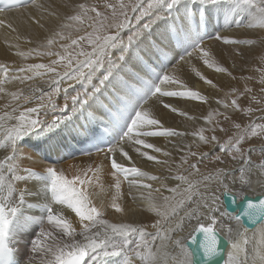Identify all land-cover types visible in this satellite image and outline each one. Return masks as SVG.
Segmentation results:
<instances>
[{
  "label": "snow or ice",
  "instance_id": "1",
  "mask_svg": "<svg viewBox=\"0 0 264 264\" xmlns=\"http://www.w3.org/2000/svg\"><path fill=\"white\" fill-rule=\"evenodd\" d=\"M177 2L178 0H169L167 7H171ZM212 2H215V0H212ZM232 2L237 6L241 4L251 5L257 9L256 12L258 15L264 17V0H259L258 4L256 0H232ZM161 3H163V0H147V6L145 7L143 0H135L131 4V12L137 23L135 24L136 30L130 31L132 34L127 36L126 42L121 38V32L124 29H132L133 27L128 14V4L123 2L114 4L109 3L108 0H104L103 8L105 10H111L110 14H106L105 11L97 10V4L88 6L81 3L75 9L78 14L69 17V19L79 21L81 25L87 23L91 31H85L84 35L76 39H71L70 44H61L60 47L64 51L63 55L51 51V46L54 44L53 39L47 40L49 50L46 52H40L34 49L30 50V52L35 51L38 56L47 55L51 57L56 55L60 59H53L47 65L43 63L29 64L27 68H19L18 72H31L32 75H16L6 77V79L24 81L25 79L32 80L34 76L43 77L46 74H51L53 79L46 81V83H50L53 90L43 93L40 88H33L28 94H24L23 91L11 93V102L16 104V107L11 108L12 113L18 111L21 103L27 104L32 100H37L38 104L37 107L27 108L25 112H20L19 116L15 117V120L18 122L8 129L7 138L10 141V145L6 146L11 148L12 154L11 156H5L4 160L11 161L16 159L23 152L19 148V140L24 136L36 130H40L41 132L51 131L64 122L66 116L54 117L50 122L48 120L27 118L28 114L38 112L40 109L51 108L55 110L57 108L56 98L61 93L60 84L63 81H72L74 84L81 83L83 85V91L71 96V108L69 110L67 104L68 90L64 89L65 105L60 108L61 113L71 115L86 111L95 119V114L92 112L94 106L98 109H104L119 104H130L132 101L129 97V89L134 88L133 85H136L140 80L139 74L134 68L129 69L127 76L117 74L113 81L109 82L106 86L105 81L112 75L113 70L119 63V59L123 58L120 57L118 60L112 61L110 51L121 44L127 46L140 37L143 30L147 29L155 19L159 18V14L153 15V11ZM20 5L21 0H8L4 7L0 8V13H4L8 8L18 7ZM145 19L148 20L147 23L142 22ZM0 25H5L3 19H0ZM6 26L12 28L11 22H8ZM43 26V24H40L41 28ZM63 27L67 28L68 26ZM111 28L116 29L115 34H106ZM12 30L15 31L14 28ZM79 30L78 28L77 31ZM56 35H59V33ZM60 38L69 39L70 37L61 36ZM215 39L217 41H223L225 45L252 43L250 40H235L220 35L216 36ZM84 44L90 48V51L84 50ZM30 52L19 54L28 56ZM194 55H199L203 63L209 67L215 64V61L211 59L209 52L202 44L197 45L187 54L188 57H193ZM61 62H66L62 65L65 70L59 72L57 71L56 65ZM41 69L44 71H39ZM101 69L105 70L104 76L100 77L95 84H92L93 77ZM192 71L195 72L197 77L204 79L200 72L194 68ZM216 71L226 72L227 69L217 67ZM0 72L7 73V66L0 64ZM3 82V80H0V85ZM166 82L169 84L178 83L179 77L174 79L172 76L164 74L153 91L136 107L134 118L128 125L126 132L115 144L106 148L104 153L105 159H110L111 161L112 176L115 178L114 187L117 193H119L121 188V176L127 181L130 188L138 187L150 190L152 187L151 184L143 183V180L140 178L149 181H160L161 187L167 188V185L164 184L161 177L156 175L150 176L136 166L126 167L123 162L124 160L131 161L132 157L130 152L133 150L136 154L147 158L149 161H157L156 155H150L148 151H142V148L151 149L155 153H161L162 148L155 146L153 143H149L145 138L180 135L174 129L164 127L161 119L152 117L149 109L145 105L149 101H152L153 97H155V100L152 103L157 110L161 108L170 109L172 113L177 112V109L165 102L167 98L186 97L197 101L205 100V97L199 92L190 89L184 91L162 90L161 85ZM262 82H264V76H262ZM207 83L212 84V81L208 80ZM89 86L91 87L89 88ZM105 86L110 89V94L103 99L96 97L93 103L90 104L89 101L92 97ZM4 91L5 89L0 86V92ZM248 91H251V89L246 88L245 93ZM235 92L236 89H233V93ZM36 93H40V95L37 96L35 95ZM252 99L255 100L256 98L253 97ZM218 102L222 103V101ZM10 107L11 104L4 105V111L0 115V121H11L14 119L8 111ZM224 107L226 109L231 107L233 110L239 109L236 99H233L230 105L225 104ZM248 111L250 112L251 109ZM180 115L183 116L186 113L181 112ZM225 119H228V117L225 116ZM235 127L239 128L240 125L237 124ZM149 128L153 130H148ZM209 130L212 132L216 131L215 127ZM257 130L260 133H264V124H255L252 126L251 134L253 136L257 135ZM76 131L79 132L80 130L76 129ZM243 138L241 136L240 139L236 140L235 144L229 142L227 148L223 144L219 145L221 152L228 151L229 149L233 150L230 153L231 159L235 162L233 167H219L203 173L200 172L197 164L189 163V157L199 155L203 158L207 153H197L189 147L188 151L181 156V164L187 165V169L191 171L186 176L177 175L173 177V179L181 183L176 187L168 189L172 195L162 196L161 203H153L151 192L149 191V209L155 212L158 217L151 225L153 231H148L144 225L133 223L109 224L107 220L99 219L101 212L97 207L92 205V202L85 194L84 188L77 186V181L80 185H84L86 181L81 180L78 176L73 179H67L63 172H58L53 167L48 166L45 170L48 176L46 188L50 190L51 200L44 204L47 209V224L41 228L38 236L32 241L31 253L33 255L28 257L27 264H36V256L41 253L44 256L50 255L52 258L47 260L41 259L40 264H92V261L97 256L116 254L121 251H123L125 256L124 264H197V253L188 249L183 238L176 235L183 230L186 223L191 224L192 221H195L193 233H202L207 241L206 244L200 243L205 260H207V257L216 253L218 240L213 226L220 223L221 230L225 233V239L230 245L227 258L224 259L223 264H264V193L257 195L253 202L247 205L242 215L253 226L251 235H249L248 228L241 223V215L228 216L226 211L220 212L221 218L227 217L229 221L235 220V224L231 222L222 223L215 215L216 212H219V208L216 207L217 197L214 195V185H224L226 187L225 181L230 180L234 184L239 183L241 188L249 187L253 182L254 175L257 177L258 182L264 181V161L258 162L255 165L253 164L250 154L254 149L249 148L247 152L242 151L240 144ZM73 139H75V136H73ZM199 140L204 144H208L217 141V137L212 135L209 138L204 135V129H201ZM260 151L264 152V147ZM23 153L24 160H30L32 158L28 153ZM163 155L167 157L170 156V153L163 152ZM214 159L221 161L220 156H216ZM4 160H0V167L3 166ZM159 162L167 163V161ZM15 171L16 168L9 165L8 172L11 174ZM24 172L27 175H13L12 179L15 181H27L33 177L39 178L37 171H33L31 168H25ZM237 172L239 175H237ZM3 183L4 176L0 175V185H3ZM13 195V185L9 183L7 185V195L4 196V200H8ZM141 195H143V191ZM241 196H244V194L241 193ZM23 197V193H21L20 202L23 201ZM54 204L66 205V209L64 210H71L79 218V230L73 228L72 223L59 213L54 214ZM111 207L117 213L123 211L121 204L117 203V196H112ZM161 209L163 210L161 211ZM15 211V207L6 209L5 205L0 203V250L4 249V239L7 235L10 222L9 213H14ZM202 221H207V224L205 225ZM257 225H261V227L257 228ZM49 227L52 228L51 231H48ZM57 230L58 233L54 236L53 233H56ZM129 235L137 237L132 241L131 247L128 246L129 240L127 238ZM117 236L122 238L119 242L113 240ZM45 237L51 240L52 244L44 243ZM64 237H67L68 240L65 241L63 239ZM192 239L195 241V235L192 236ZM86 255L89 257L88 260H85Z\"/></svg>",
  "mask_w": 264,
  "mask_h": 264
},
{
  "label": "bare ground",
  "instance_id": "2",
  "mask_svg": "<svg viewBox=\"0 0 264 264\" xmlns=\"http://www.w3.org/2000/svg\"><path fill=\"white\" fill-rule=\"evenodd\" d=\"M86 1L87 0H34L27 6L21 7V9L0 13V19L5 21V25H0V64H4L9 68V72L7 73L0 72V80L4 81L0 86L5 89L4 92H0V115L3 114L4 105L11 104L8 111L10 115L14 117L11 121H0V160H2V157L6 154L11 153V148L6 146L10 145V141L7 138L8 129L18 122L15 120V117H18L20 112H25L27 108L37 107L38 104L37 100H32L27 104L21 103L18 111L12 113L11 108L16 107V104L11 102V93L23 91L24 94H28L33 88H40L43 93L53 90L51 84L46 83V81H51L52 78L39 80L29 85L26 83V79L24 81L6 79L4 78L5 75L7 77L32 75L31 72L19 73L18 69L22 67L27 68L29 64H47L49 62L51 63L53 59L59 60V56H38L35 51L30 52V50L34 49L36 51L46 52L49 50L47 40L53 39L54 44L51 46V51L60 53V45L67 41L60 37L64 35L71 39L78 34L77 23L69 19V17L77 15L75 10L76 6L81 3H86ZM258 3L259 1H257V4ZM168 4L169 0H165L153 11V15L159 14V18L154 21L156 22L159 20V25L155 26L154 22L151 23L147 29L143 30L140 37L135 39L132 43L127 46L121 44L116 47V50L111 54V60L116 61L120 57L123 58L119 59V63L113 70L112 75L105 81V85L107 86L109 82L113 81L117 74L127 76L128 70L132 68L138 70L142 74V68L139 63V56L142 55L154 63L159 69L156 74H146L147 82L143 88L147 87L149 90H145L141 97L131 99L132 108L126 115H130L132 111L136 110V107L153 91L164 74H168L174 79L179 77V82L171 84L166 82L161 85L162 90L184 91L190 89L199 92L205 97L203 101L192 100L186 97L167 98L165 102L177 109L175 113H172L170 109L161 108L157 110L152 103L155 97L145 105L153 118L161 119L164 127H170L180 133V135L145 138L149 143H153L155 146L162 148L161 153H155L151 149L142 148V151H148L150 155H156L157 161H149L147 158L136 154L133 150L130 152L132 157L131 161L124 160L123 162L126 167L136 166L150 176L156 175L161 177L164 184L167 185V188H162L160 181H149L144 178L140 179L143 180V183L145 181V183L151 184L152 187L150 190L138 187L130 188L127 181L120 177L121 188L119 193H117L114 187L115 178L112 176V171L109 168V163L111 161L110 159H105V154L70 157L66 150L57 149L59 143H62V138L64 136H79L81 134V128L86 122L85 115L79 112L71 115L60 112V108L65 105L64 86L60 85L61 93L56 98L57 108L55 110L51 108L40 109L38 112L27 115L29 119H42L48 120L49 122L55 116H66L64 122L59 126V131L57 128L48 132L36 130L24 136L22 141H19V148L23 152L28 153L32 158L30 160H24V153L21 152V155H18L16 159L8 162L6 167H0V175L4 176V183L0 185V193L7 209L14 206H18L19 208L22 206L25 208H33L29 213L25 212L18 215L19 219L16 232L18 237L13 239L16 247V264L19 262L20 264H27L28 257L33 255L31 253L32 241L38 236L41 228L47 224V210L43 202L51 200L50 192H46L45 180L42 179V181L36 177L27 181H15L12 179L13 175H27V173L24 172L26 167L37 165L47 168L51 166L56 168L58 172H63L67 179H73L78 176L81 180H85L86 183L80 185L77 181V186L84 188L85 194L92 202V205L97 207L101 212L99 219L107 220L109 224L133 223L144 225L147 227L148 231H153L151 225L158 217L155 212L149 209V191L151 192L153 203H161L162 196L172 195L168 189L176 187L181 183L173 179V177L177 175H188L185 174V171L188 170L187 165L181 164V156L188 151L189 147L192 151L199 153L212 150L216 152L215 141L204 144L199 140L200 130L204 129V135H206L209 129L216 126V121L214 119L216 112L221 113L224 117L236 115L238 110H233L231 107L226 109L224 107V102L235 98L239 90L233 93L230 88L242 84L240 76L247 71L246 64H248V60L259 53V46L264 48V27L255 26L258 24V21L262 19H259L255 7L244 4L237 6L232 0H215V2H212V0H180L171 7H167ZM190 14H205V16L208 17L209 34L212 35V38L205 40L199 30H190L187 20ZM37 21H39V23H37ZM8 22H11L12 28H14L15 31L6 26ZM142 22L147 23L148 20L146 19ZM40 24L44 26L41 28ZM63 26L68 27L65 28ZM172 26L179 32L181 41L178 46L172 43L170 37V27ZM135 30V27L126 29L122 33L121 38L126 42L127 36L132 34L130 31ZM57 33H59V35H56ZM218 35L226 36L229 39L250 40L254 42L225 45L223 41H217L215 39ZM198 40H200V44L209 52L211 59L215 61L212 67L205 65L199 55H194L193 57L187 56V54L197 46L196 42ZM29 52L30 54L28 56L19 54ZM159 53L166 56L167 63L165 65L156 61V57ZM182 57L184 58L181 60ZM217 67L226 68V74L224 75L222 72H217ZM193 68L200 72L204 79L197 77L195 72L192 71ZM162 73L164 74L162 75ZM229 73H231V75H229ZM104 74V69L98 71L96 76L93 77L92 84H95ZM208 80H211L212 84L207 83ZM136 85H140L139 81ZM213 85H215V87H213ZM73 86L74 85H72L71 88ZM106 86L102 87L100 91L92 97L89 101L90 104L93 103L96 97L103 99L110 94V89ZM74 87V92H69L70 90L67 91V104L69 110L71 108V96L75 95L77 92L83 91V85L81 83L76 84ZM90 87L91 86H89V88ZM35 95L39 96L40 93H36ZM218 101H222V103ZM92 112L102 119L104 118L101 109L94 106ZM181 112L186 113V115H180ZM68 117H70V121H68ZM76 129L80 131L77 132ZM148 130L153 129L149 128ZM57 139H59L58 142H55ZM35 142L39 143L35 144ZM27 144H30L41 153L29 150ZM47 145L53 148L51 153L56 159V164L54 165L47 164L42 159L43 155L46 154L42 152ZM262 147L264 146L257 148ZM163 152H169L170 156H164ZM159 161H167V163H160ZM252 161L254 165L258 163L253 159ZM118 162L120 161L118 160ZM3 165H5V163H3ZM9 165L16 168L14 173L10 174L8 172ZM9 183L13 185L14 195L9 197L8 200H4V196L7 195V185ZM225 184L227 185L226 187L224 185H214V195L217 197L216 207L219 208V212H216L215 215L222 223L231 222L235 224V220L229 221L227 217H220V212H224L222 209L223 205L218 201L222 189H227L239 196H241V193L255 195L264 193V181L258 182L257 177L254 175L253 182L249 187L241 188L240 184L237 186L236 183L234 184L230 180L225 181ZM238 187L241 188V190H238ZM142 191L143 195H141ZM21 193H23L24 197L22 204L19 205L18 202L20 201ZM112 196H117V203L121 204L123 209L122 212L117 213L115 209L111 207ZM35 204H38L37 209L34 207ZM64 209H66V205L60 209V213H64ZM162 210L163 209H161V211ZM227 215L233 216L232 214ZM63 217L72 223L73 228L79 230V218L76 217L71 210H67V213L63 215ZM202 223L206 225L207 221H202ZM194 226L195 221H192L191 224L186 223L183 230L176 235L182 237L185 241ZM213 227L224 233L221 230L220 223ZM260 227L261 225H257V228ZM51 230L52 228L49 227L48 231ZM252 231L253 229L249 230V235L252 234ZM57 233L58 230L56 233H53V235L56 236ZM136 238L137 237H134V235H129L127 238L129 240V247H131L132 241ZM63 239L65 241L68 240L67 237ZM121 239L122 238L119 236L113 238L115 242H119ZM173 239H175V237H173ZM44 243L52 244V241L45 237ZM157 243H159V241H157ZM229 248L230 245L226 250V258ZM121 254L124 255L123 251L115 255L119 256ZM102 256L103 255L97 256L92 263L97 261L98 257ZM50 258H52L50 255L44 256V254L41 253L36 256V264H40L41 259L47 260ZM88 259L89 257L87 256V260Z\"/></svg>",
  "mask_w": 264,
  "mask_h": 264
},
{
  "label": "rangeland",
  "instance_id": "3",
  "mask_svg": "<svg viewBox=\"0 0 264 264\" xmlns=\"http://www.w3.org/2000/svg\"><path fill=\"white\" fill-rule=\"evenodd\" d=\"M164 1L165 0H163V2ZM257 1L259 0H256V2ZM103 2L104 0H87L86 3L84 4L88 6H91L92 4H97L98 11H105L106 14H110L111 12L110 9L105 10L103 8ZM108 2L114 3V4H119L123 2L125 4H128L129 5V9H128L129 17L131 18L133 27H136L135 24L137 22L135 21L134 16L132 15V12H131V4L134 3L135 0H108ZM143 2L146 7L147 0H143ZM258 17L259 19H262V20L258 21V24H256L255 26L264 27V23H262V21H264V17L261 18L260 15H258ZM121 19H123V17H121ZM74 21L77 23V29L79 28L80 30L78 31L77 36L71 39H76L77 37L84 35L85 31H91V29L88 28L87 23H85L84 25H81L79 21H76V20ZM159 24H160L159 20L154 22L155 26ZM125 30L126 29L122 30L121 35ZM115 32H116V29L111 28L106 32V34H115ZM64 37H67V36H64ZM71 39H65L67 41L63 42V44H70ZM83 47H84V50L90 51V48L86 44H84ZM114 50H116V47L111 49L110 57H111V54H113ZM60 54L61 55L64 54V51L62 48L60 50ZM63 63L64 62H61L60 64L56 65L57 71L62 72L65 70L64 67L62 66ZM47 64H50V62ZM246 69L247 71L244 72L242 76H240V80L242 81V84L235 85L234 87L230 88L232 92H233V89H236V91L239 90L237 95H235V98H234L237 100V103L239 105V109L236 115H233V116L228 115L227 116L228 119H225V117L221 113L216 112L214 116V119L216 121V126L214 127L216 131L212 132L209 130V132H206V136H208L209 138L212 135H215L217 137V141H215L216 152H214L213 150L203 151L207 153V155L204 156L203 158H201L199 155L194 156V157L190 156V159H189L190 163L197 164L200 172L202 173L211 171L219 167H228V168L233 167L235 162L231 159V156H230V153L233 150L229 149L228 151L221 152L219 145L223 144L227 148L229 145V142H231L232 144H235L236 140L240 139L241 136L244 137L243 140H241V144H240L241 150L247 152V149L253 148L254 151L250 154L251 158L255 160L256 162L264 161V152L260 151L261 148H257V147L264 146V133H260L259 130H257V135L253 136L251 134L252 126H254L255 124H264V82H262V76H264V48H261L259 46V53L248 60V64H246ZM222 73L224 75L226 74L225 72H222ZM48 78L53 79L51 74H46L43 77L34 76L33 80L26 79V83L31 85L33 84V82L48 79ZM60 85L64 86V89H67L68 91L70 90L69 92H74L75 90L74 86H76V84H74V82L72 81H63ZM70 85H74V86L71 88ZM246 88L251 89V91H248L245 93ZM253 97H255L256 99L253 100L252 99ZM232 100L233 99H229L225 101L224 105L225 104L230 105ZM249 109H251L250 112L248 111ZM237 124L240 125L239 128L235 127V125ZM216 156H220L222 162L216 161L214 159V157ZM189 171L191 170L188 169L187 171H185V174H188ZM237 175H239L238 172H237ZM238 184L239 183H236L237 186ZM238 190H241V188L238 187ZM48 201H45V202H48ZM218 201L220 202V198ZM63 207H65V205H55L54 204L53 205L54 214L59 213L61 216L65 215L67 211H64V213H60V209Z\"/></svg>",
  "mask_w": 264,
  "mask_h": 264
},
{
  "label": "water",
  "instance_id": "4",
  "mask_svg": "<svg viewBox=\"0 0 264 264\" xmlns=\"http://www.w3.org/2000/svg\"><path fill=\"white\" fill-rule=\"evenodd\" d=\"M228 193V194H225ZM261 193L255 194V195H249L244 194V196H239L234 192H231L227 189H223L220 195L221 204L223 205L224 210L228 214L235 215H241V223L248 228V230H252L253 226L248 221L246 217H243L244 211L247 207V205L255 199L257 195H260ZM216 233H217V249L216 253H214L212 256L205 258L202 254V249L200 248L201 244H206L207 241L205 239V236L202 233H193V230L190 232V234L185 239L184 243L188 249H190L192 252L197 253L196 259L197 264H223L224 259H226V250L229 246L227 240L225 239V235L220 232L218 229L214 227ZM195 235L196 239L193 241L192 236Z\"/></svg>",
  "mask_w": 264,
  "mask_h": 264
}]
</instances>
